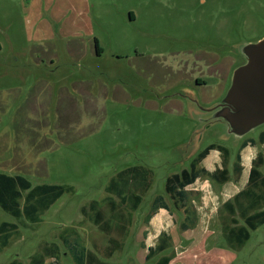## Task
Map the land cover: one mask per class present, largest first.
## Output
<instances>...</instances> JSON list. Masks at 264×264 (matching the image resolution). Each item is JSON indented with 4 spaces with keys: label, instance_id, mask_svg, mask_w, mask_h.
I'll return each mask as SVG.
<instances>
[{
    "label": "rangeland",
    "instance_id": "1",
    "mask_svg": "<svg viewBox=\"0 0 264 264\" xmlns=\"http://www.w3.org/2000/svg\"><path fill=\"white\" fill-rule=\"evenodd\" d=\"M263 39L264 0H0V173L73 187L37 224L0 208V222L18 227L0 264H30L49 242L62 264H75L66 237L108 264H154L160 256L146 260L144 232L157 241L146 218L158 195L176 222L162 254L176 252L171 264H264V225L241 250L225 240V187L206 175L196 181L189 206L199 220L187 231L165 191L211 145L229 150L234 186V166H245L243 181L254 166L257 153L241 145L258 143L264 124L242 135L217 106L247 63L244 48ZM258 150L264 157V144ZM217 151L199 168L220 163ZM132 168L151 184L135 212L107 190Z\"/></svg>",
    "mask_w": 264,
    "mask_h": 264
},
{
    "label": "trees",
    "instance_id": "2",
    "mask_svg": "<svg viewBox=\"0 0 264 264\" xmlns=\"http://www.w3.org/2000/svg\"><path fill=\"white\" fill-rule=\"evenodd\" d=\"M97 51L100 52L99 42L96 39ZM252 144L253 152L257 153V160H253L254 165L249 174V178L245 187L236 191L233 184L230 183V172L227 168L229 150L223 146L211 145L205 149L191 163L190 169H184L181 173L174 174L167 178L165 191L173 201L175 208L183 211L186 215V221L181 223L182 231H187L194 228L198 222L197 209H190L191 187L198 179L204 175L214 180L225 190L230 193H225L223 196V208L226 210L229 224L223 228L225 240L229 247L238 251L241 250L250 240L251 231L257 230L264 225V175L259 170L264 165V157L258 151V146L264 144V132L260 135L258 143L255 140L246 141L242 149L247 144ZM218 150L221 162L215 163L208 170L199 168V165L204 159L208 158L213 151ZM219 156L217 160L219 159ZM239 162L246 161L244 156L238 154ZM242 165L234 166V172L237 173L236 182L241 180ZM131 183L134 190L130 188ZM150 182L147 180L146 174L139 171L137 168H132L121 172L117 178H113L110 185L107 187L108 192L122 198V201L128 205L131 211L138 210L142 202L140 195L143 190L150 188ZM127 196L125 195L126 191ZM73 191L72 186L42 184L33 187L32 183L24 176L0 173V208L14 218L24 219L37 224L41 222V217L48 211L65 193ZM97 202H94L92 207L95 208ZM91 207V209H92ZM99 214V211L96 212ZM172 212L166 199L162 195H158L152 204L151 212L147 216L146 221L150 225L154 233L158 234L156 242L148 239V231L144 232V246L147 251L146 260L151 261L157 257L158 260L154 264H171V261L176 257V252L173 251L170 255H162L173 248V237L171 229L176 225L172 219ZM244 222L240 224V221ZM155 217H159V221H154ZM18 231L16 224L3 221L0 222V251L7 248L10 244L12 234ZM149 240V243H148ZM64 246L68 250L75 264H108L103 262L91 251H89L78 237L64 238ZM40 252L35 253L30 264H62L60 259V247L55 242L45 243L40 247ZM50 259V260H48ZM9 264H23L19 260H14Z\"/></svg>",
    "mask_w": 264,
    "mask_h": 264
},
{
    "label": "water",
    "instance_id": "3",
    "mask_svg": "<svg viewBox=\"0 0 264 264\" xmlns=\"http://www.w3.org/2000/svg\"><path fill=\"white\" fill-rule=\"evenodd\" d=\"M247 63L238 68L224 101L217 106L236 132L264 124V39L244 48Z\"/></svg>",
    "mask_w": 264,
    "mask_h": 264
},
{
    "label": "crops",
    "instance_id": "4",
    "mask_svg": "<svg viewBox=\"0 0 264 264\" xmlns=\"http://www.w3.org/2000/svg\"><path fill=\"white\" fill-rule=\"evenodd\" d=\"M73 25V22H71V23H69V24H64V26L61 28V30H60V33L61 32H63V31H65V29H67V30H69L70 29V27ZM64 27H65V29H64ZM66 32V31H65ZM99 48H100V51H101V47H100V45H99ZM96 49H97V45H96ZM214 159V158H213ZM215 160V159H214ZM245 163H248L247 162V160L246 161H244ZM244 163V164H245ZM245 169V166L243 167V170ZM249 174H250V171L248 172V175L246 176V178L244 177V181H243V178H242V174H241V180H240V182H239V184L235 187V190L236 191H240V190H242L244 187H245V185H246V183H247V180H248V178H249ZM226 192L225 193H230L229 192V190H225ZM173 229V228H172ZM172 229H171V232H172Z\"/></svg>",
    "mask_w": 264,
    "mask_h": 264
},
{
    "label": "flooded vegetation",
    "instance_id": "5",
    "mask_svg": "<svg viewBox=\"0 0 264 264\" xmlns=\"http://www.w3.org/2000/svg\"><path fill=\"white\" fill-rule=\"evenodd\" d=\"M203 84V83H202ZM264 132V131H263ZM263 132H261L260 134H259V137H260V135L263 133ZM249 140H251V139H247L246 141H249ZM255 140V139H254ZM259 140V139H258ZM245 141V142H246ZM245 142H243V144L245 143ZM243 144L241 145V152L242 151H245V150H250V151H252L253 149H252V144H247V146L245 147V148H243L242 149V146H243Z\"/></svg>",
    "mask_w": 264,
    "mask_h": 264
}]
</instances>
